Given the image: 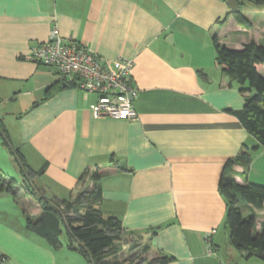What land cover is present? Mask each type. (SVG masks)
<instances>
[{"label":"crops","instance_id":"1","mask_svg":"<svg viewBox=\"0 0 264 264\" xmlns=\"http://www.w3.org/2000/svg\"><path fill=\"white\" fill-rule=\"evenodd\" d=\"M228 1L0 0V119L33 183L61 202L91 187L98 173L105 216L121 221L124 236H144L151 259L162 253L168 264H264L242 259L225 224L219 183L226 163L249 152V168H233L244 172L236 180L264 186V149L252 151L256 140L233 114L245 95L218 64L213 41L236 51L262 45L264 2L237 0L236 13ZM54 26L102 58L133 60L136 121L95 117L97 96L64 84L42 101L59 76L26 55ZM18 184L31 216H40ZM256 215L260 232L264 208ZM0 254L9 264H89L29 232L10 193L0 194Z\"/></svg>","mask_w":264,"mask_h":264},{"label":"trees","instance_id":"2","mask_svg":"<svg viewBox=\"0 0 264 264\" xmlns=\"http://www.w3.org/2000/svg\"><path fill=\"white\" fill-rule=\"evenodd\" d=\"M213 41L218 64L238 86L239 92L245 95L243 108L233 111V114L256 140L252 151L264 149V77L259 73L260 67L264 65V42L258 45L252 41L242 50L236 51L221 46L216 36ZM60 84L75 86L59 80L46 89L42 101L53 98L62 89ZM0 136L2 144L14 155L24 178L21 188L33 196L41 208V215L32 217L28 208L30 206L21 203L17 193L20 190L16 187L17 179L0 174V194L10 193L17 203L22 204L29 232L44 239L54 250L65 248L78 252L89 264H134L132 260L124 259L123 255L139 252L141 256H148L152 251V244L145 242L144 236L124 241L121 221L115 216H105L100 208L103 198L98 173L91 175V187L83 188L72 200L59 202L47 198L33 183L29 166L21 152L12 147L9 133L1 119ZM250 163L249 152L229 160L220 179L219 192L227 205L225 224L230 232L231 246L241 254L243 260L258 259L264 262V230L259 232L256 229V211L264 208V186L239 183L236 176H243L244 172L233 170L236 165L246 170ZM249 209L251 213L244 216ZM1 257L5 258L4 255ZM142 260L145 264H168L171 258L160 253L157 258Z\"/></svg>","mask_w":264,"mask_h":264},{"label":"built area","instance_id":"3","mask_svg":"<svg viewBox=\"0 0 264 264\" xmlns=\"http://www.w3.org/2000/svg\"><path fill=\"white\" fill-rule=\"evenodd\" d=\"M26 58L55 68L60 80L73 83L76 89L86 94H95L97 101L90 107L95 117L125 121L138 119L133 105L138 89L131 83L133 60L102 58L89 47L64 39L57 26L52 28L48 41L30 49ZM215 232L206 235V240L210 241ZM212 251L210 248L209 253ZM1 255L0 264H9L7 257Z\"/></svg>","mask_w":264,"mask_h":264},{"label":"rangeland","instance_id":"4","mask_svg":"<svg viewBox=\"0 0 264 264\" xmlns=\"http://www.w3.org/2000/svg\"><path fill=\"white\" fill-rule=\"evenodd\" d=\"M0 145L2 147L0 149H3L2 154L5 151V155H4V157L2 155V157L0 158V162H1L2 166H3V164H5L4 165V167H5L4 170H7V171H4V173L6 172L5 174H3V173H0V174H3V176L7 177V178H16V179H18V181H19L18 185L21 186L24 178H23V176L21 177V174H20V171H19V167H18V165H17V163L15 161L14 155L11 154L10 151L4 145H2L1 138H0ZM0 152H1V150H0ZM6 156L8 157V161H7V158H5ZM17 189H18V187H17ZM39 189L42 191L41 188H39ZM17 193H19L18 190H17ZM42 195L47 197V198H51L49 194H47L45 192L43 193V191H42ZM19 198L21 199V203H24L25 205L29 203V202L27 203L25 201V197L19 196ZM26 198L28 199L30 197L27 196ZM32 200H34L33 197H32ZM28 208L30 209V207H28ZM64 238H65V235H64ZM123 239H125L124 241H126V240L131 241L130 237H126L124 235H123ZM126 245H127V243H126ZM123 258L124 259H128V260H132V262L134 264H145V262L142 259H144V258L147 259L148 258V260H149V259L153 258V254H150L148 256L147 255L146 256L145 255L141 256V254L139 252H136V253H133V254L125 253L123 255Z\"/></svg>","mask_w":264,"mask_h":264},{"label":"water","instance_id":"5","mask_svg":"<svg viewBox=\"0 0 264 264\" xmlns=\"http://www.w3.org/2000/svg\"><path fill=\"white\" fill-rule=\"evenodd\" d=\"M227 4L234 11H236L238 9V6H239L237 0H229L227 2ZM63 86H66V85L64 84ZM132 100H133V98H132Z\"/></svg>","mask_w":264,"mask_h":264}]
</instances>
